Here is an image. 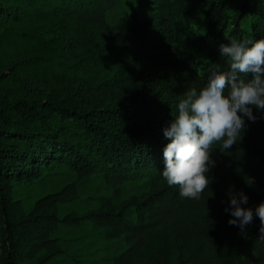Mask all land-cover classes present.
<instances>
[{
    "label": "trees",
    "instance_id": "obj_1",
    "mask_svg": "<svg viewBox=\"0 0 264 264\" xmlns=\"http://www.w3.org/2000/svg\"><path fill=\"white\" fill-rule=\"evenodd\" d=\"M117 1L0 0V212L5 233L0 264L77 261L66 234L82 227L92 230L89 242L121 234L133 240L116 256L117 264H153L151 227L166 220L184 232L193 264H264L259 217L254 216L246 235L219 236L211 205L243 190L212 172L199 200L181 198L179 188L164 180L149 193L145 222L121 216L125 186L163 179V151L170 142L164 128L170 123L148 115L157 106L152 96L134 94L124 105L105 96L93 98L87 94L102 83H115L85 80L89 63L128 51L139 56L154 87V67L180 65V75L202 88L209 66L227 67L219 54L226 37L264 38V0H232L240 10L235 13L228 0H161L153 18L135 13L132 25L120 29L106 18ZM247 14L257 15L250 30L240 24ZM193 51L207 57L204 71L193 67ZM41 82L61 85L47 92ZM116 85L117 91L123 86ZM253 113L254 126L264 136V113L255 108ZM245 119V134H250L251 121ZM253 146L264 157V150ZM96 178L102 190L90 188ZM42 180H49L51 189L30 202L18 185ZM261 202L264 171L250 207Z\"/></svg>",
    "mask_w": 264,
    "mask_h": 264
},
{
    "label": "rangeland",
    "instance_id": "obj_2",
    "mask_svg": "<svg viewBox=\"0 0 264 264\" xmlns=\"http://www.w3.org/2000/svg\"><path fill=\"white\" fill-rule=\"evenodd\" d=\"M230 3V10L232 13L240 12L232 0ZM161 0H118L116 5L107 11V21L120 28H129L132 25V16L137 14L143 18H153L160 7ZM159 5V6H157ZM256 14L244 15L240 24L250 30L251 23L256 21ZM68 27H73L72 23H66ZM195 30L200 33L198 26L193 25ZM195 60L193 67L198 71H204L208 68L207 57L199 51H193ZM104 62L89 63V71L86 73V79L92 85L99 84L104 79H109L108 82L113 81L115 85H107L102 83L100 89L95 90L94 93L87 94L93 98L107 97V99H115L116 102L124 104L129 100L128 97L136 94V96L148 95L152 96L153 100L157 102V106L152 109L155 111L149 113L150 117L156 120H161L163 123H171L175 118L178 110V102L183 98L184 92L192 86V79L185 75H180V65L165 67L160 65L154 67L152 73V82H155V87L148 79L146 72L143 70L139 56L136 53L124 51L122 53L113 54L105 57ZM122 83V88L119 91L117 83ZM181 83V86H178ZM42 88L45 91H54L57 86L41 82ZM87 93H90L87 91ZM119 94V100L117 99ZM250 134L241 135V141L233 145L226 153L220 150L212 155L215 160V165L211 168V172L217 179H225L236 183L243 192L248 196V203L243 207H250L252 202V195L256 189L257 181L264 171V157L261 156L253 145H257L261 150H264V136L260 135L254 123L251 121ZM100 178H96L89 184L91 189L102 190L100 185ZM164 182V179H141L136 183L125 186L122 202L120 204L121 216L129 221L139 220L145 222L148 218L146 216L149 212L150 200H148L149 193ZM23 187L27 193L28 200L34 201L38 196L46 193L51 189L49 180H42L39 182L24 183L18 185ZM231 196L224 195L221 200L213 202L211 205V212L214 215L218 225V234L221 238L230 240L237 239L241 234L239 227L230 225L228 221L232 218L231 212L226 211L230 209ZM209 223L207 217L204 218L203 225L206 227ZM89 226V224H85ZM253 223L247 226V232L252 230ZM153 229V236L150 238L148 252L153 264H193L192 258L186 248V236L182 229L174 226L171 221L166 220L151 227ZM90 228H74L69 231L66 236L70 238V251L77 252L74 262L65 260L58 264H117L116 256L128 248L133 240L127 237L126 234H121L116 237H110L97 242H89L93 240ZM4 228L2 226V218L0 212V253L2 251L1 243L4 238ZM78 237L75 239V237Z\"/></svg>",
    "mask_w": 264,
    "mask_h": 264
},
{
    "label": "clouds",
    "instance_id": "obj_3",
    "mask_svg": "<svg viewBox=\"0 0 264 264\" xmlns=\"http://www.w3.org/2000/svg\"><path fill=\"white\" fill-rule=\"evenodd\" d=\"M219 45L220 58L227 67L208 68L202 88L189 87L178 102V110L164 136L169 139L163 151L162 177L170 187H178L181 198L199 200L210 186L215 165L212 153H223L241 141L246 119L255 122L253 109L264 113V38H227ZM219 145V147H214ZM243 192L231 196L230 225L247 234L255 217L260 220V238L264 239V202L253 209Z\"/></svg>",
    "mask_w": 264,
    "mask_h": 264
}]
</instances>
